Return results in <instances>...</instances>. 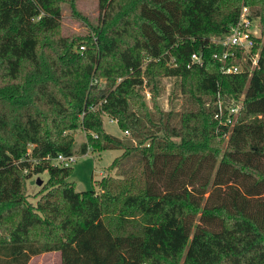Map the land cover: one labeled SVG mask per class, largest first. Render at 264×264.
I'll use <instances>...</instances> for the list:
<instances>
[{
    "label": "trees",
    "instance_id": "trees-1",
    "mask_svg": "<svg viewBox=\"0 0 264 264\" xmlns=\"http://www.w3.org/2000/svg\"><path fill=\"white\" fill-rule=\"evenodd\" d=\"M78 2L0 0V174L30 167V146L40 160L0 195V264L49 251L62 264H264V38L239 73L212 41L244 6L264 34V0H98L93 20ZM66 8L89 33L64 30ZM164 76L181 79V110L159 106ZM219 94L242 100L233 125L215 117ZM103 112L130 136L108 133ZM77 128L81 154L122 150L100 190L45 159L73 154ZM44 171L34 204L26 181Z\"/></svg>",
    "mask_w": 264,
    "mask_h": 264
},
{
    "label": "rangeland",
    "instance_id": "rangeland-1",
    "mask_svg": "<svg viewBox=\"0 0 264 264\" xmlns=\"http://www.w3.org/2000/svg\"><path fill=\"white\" fill-rule=\"evenodd\" d=\"M78 7L83 13L88 15L89 19L93 20L98 14V0H79ZM259 24V21H258ZM63 27L66 32H77L81 34L89 33V26L86 21L79 18H75L70 13L69 9L66 8L63 16ZM260 30V28H259ZM261 31V30H260ZM264 36V34H263ZM145 67V65H144ZM105 80L103 79V83ZM181 79L174 76H164L159 79V88L161 90L160 95L157 97V102L159 106L164 110H181L183 103V93L181 92ZM146 94V100L150 106H152L151 93L149 87L144 90ZM103 121L106 131L112 135L120 138L129 137V134L119 127L116 120L103 112ZM66 133L74 137V154L77 155L76 161L72 163L73 171L69 179L74 181L77 186L81 184L84 189H96L100 190L97 185V181L107 174H114V171L109 170V166L115 157L122 153L121 149H105V150H91L87 151L85 154L79 152L80 145L86 140L87 132L84 129L77 128L74 130H68ZM224 145H226L228 137L223 136ZM21 169L24 174H29L26 172L21 162L16 161L10 168L2 171L0 174V179L2 183L0 184V195L9 196L14 194L16 188L14 187L15 173L17 170ZM40 177L43 182L42 184L31 183V180H36ZM49 177L48 171H44L41 174H32L26 181L28 200L36 204L38 200V193L43 187V184L47 181ZM29 264H62L60 251H49L31 258Z\"/></svg>",
    "mask_w": 264,
    "mask_h": 264
},
{
    "label": "built area",
    "instance_id": "built-area-1",
    "mask_svg": "<svg viewBox=\"0 0 264 264\" xmlns=\"http://www.w3.org/2000/svg\"><path fill=\"white\" fill-rule=\"evenodd\" d=\"M259 19L254 18L252 12L248 6L242 8L240 18L238 22L231 26V28L224 34L219 36H214L212 41L217 45L224 48L223 53H215L214 57L218 58L222 62L221 69L224 73H239L243 72L245 69V64L251 60V69L255 68L258 62L259 51L254 52V48L257 44V39H263L260 25L258 24ZM260 28V30H259ZM83 49L84 46H81ZM229 57L239 60L236 64L227 65V60ZM192 62H202V55L194 53L192 54ZM98 85L102 86L103 80L95 81ZM218 109L216 111L215 117L219 121V125H233L234 117L239 113L242 107V100L236 101L232 99L230 102L225 101L220 97L217 100ZM85 112L81 113L83 117ZM125 134H129V131H125ZM95 136H97L95 134ZM76 154H63L59 153L56 156H46V160H50L52 164L59 166H72V163L76 161ZM21 161H28L31 166H24L26 172L30 170L39 163V159L32 156L31 146L28 152L21 159Z\"/></svg>",
    "mask_w": 264,
    "mask_h": 264
},
{
    "label": "water",
    "instance_id": "water-1",
    "mask_svg": "<svg viewBox=\"0 0 264 264\" xmlns=\"http://www.w3.org/2000/svg\"><path fill=\"white\" fill-rule=\"evenodd\" d=\"M42 182H43V180L40 177H38L36 180H31V183H36V184H39V185L42 184ZM77 188L81 192L85 190L84 187L81 184H79L77 186Z\"/></svg>",
    "mask_w": 264,
    "mask_h": 264
}]
</instances>
